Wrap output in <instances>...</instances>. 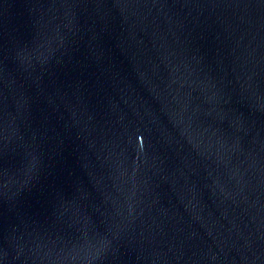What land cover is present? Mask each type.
<instances>
[{
	"label": "water",
	"instance_id": "water-1",
	"mask_svg": "<svg viewBox=\"0 0 264 264\" xmlns=\"http://www.w3.org/2000/svg\"><path fill=\"white\" fill-rule=\"evenodd\" d=\"M0 264H264V0H0Z\"/></svg>",
	"mask_w": 264,
	"mask_h": 264
}]
</instances>
